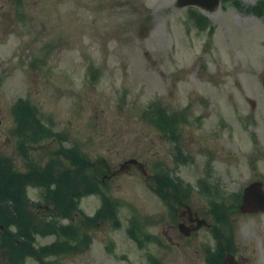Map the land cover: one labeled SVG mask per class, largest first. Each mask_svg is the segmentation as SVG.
<instances>
[{
  "label": "rangeland",
  "instance_id": "rangeland-1",
  "mask_svg": "<svg viewBox=\"0 0 264 264\" xmlns=\"http://www.w3.org/2000/svg\"><path fill=\"white\" fill-rule=\"evenodd\" d=\"M177 1L0 0V156L21 173L59 156L84 192L74 222L56 219L63 234L28 240L13 203L0 200V264H42L24 245L44 264H222L235 249L264 264V212L239 208L246 185L264 182V28L222 2L191 7L208 19L198 25ZM20 99L32 122L25 147ZM75 148L106 165H71L64 152ZM132 157L151 176L133 166L103 180L107 165ZM45 192L26 185L28 229L29 212L46 216ZM181 202L211 227L181 234Z\"/></svg>",
  "mask_w": 264,
  "mask_h": 264
},
{
  "label": "trees",
  "instance_id": "trees-1",
  "mask_svg": "<svg viewBox=\"0 0 264 264\" xmlns=\"http://www.w3.org/2000/svg\"><path fill=\"white\" fill-rule=\"evenodd\" d=\"M189 16L191 17L192 20L196 21L198 25L199 23L204 25L205 23L208 22V19L203 14L198 13L196 10H193L192 8L191 10H189ZM94 74L96 75L97 72ZM27 104L30 106V103L27 99H20V102H17L15 104V110L17 111L14 112V116L17 117L16 120L18 121V128L16 130V134L22 138L24 147L26 145L25 137H28L25 135H27L29 130H32L30 128L32 122L27 123L28 122L27 120H23L24 119L23 118V108H24V105H27ZM154 107H156V105L151 106L150 110L144 109L143 111L144 115L146 116V114H149L154 109ZM155 111H153V113ZM157 115H159L160 117L155 119V124L159 122L160 124H162L161 122L162 116L160 115V112ZM163 124H167V123L163 122ZM37 130L38 129H35V131L32 133L36 134ZM50 130L49 128L46 130V132L47 131L49 132V135L51 133ZM77 150L78 149L75 148V149H72V150L70 149L66 151V153L64 152V155H65L64 157H66L68 160H71V163H70L71 165L78 164V161L76 160L78 158L79 160L84 159V161L82 160V162L88 164V166H91L89 159H86V155L84 154L85 152H81ZM31 159L32 158L30 157L29 160ZM61 160L62 159L59 158V156L58 158L56 157L50 160L47 163L46 170H44V172L41 171L39 168L38 169L36 167L33 168L35 161L33 162L31 160L32 163L28 166L31 169L28 170L27 172L21 173L19 170L17 172H13L12 170H10L9 166L5 164L7 163L5 159H3L2 156H0V179L1 178L3 179V184L0 185V198H1L0 200L5 201L6 205L8 203H13V206L16 212V219H15L16 221L14 222L17 223V224L15 223L16 224L15 226H17L19 229L17 230L18 232L16 233L17 236L19 235L21 237L26 238L27 240L31 239V237L34 236L35 233L45 234L47 232H54V234H56L57 236H60L61 234H63L64 231H60L62 225L60 224L59 220H56V219H59L61 217L71 218V216H73V212L75 210H78L77 197L84 194V192L72 190V188H74L75 186V183L79 181L78 176L76 173L72 172V170L69 168H67L66 170H63V169L60 170V167L61 168L66 167L68 164V163H65L64 161L60 162ZM99 162L101 166L103 165L104 160L103 159L99 160ZM95 167H98V166H94L93 168ZM157 176H158L157 181L159 182L163 180V178H168V177H163L159 180L160 176L159 175ZM47 177L51 179H48ZM48 180L50 181L47 182ZM28 182H33L35 185L40 186V187L46 186V192L43 194L45 201L54 205V208H53L54 210L52 209L51 212L45 214L46 216L44 218L43 217L38 218L39 217L38 215L33 216L29 212V215L32 216L31 225L29 226V229L25 226L27 223H29V218L27 214L25 213V210L27 208L31 209L28 206L29 204L27 203L28 199L27 197H25L26 196V185L28 184ZM69 185L71 187L70 189L72 190L70 194L69 192H67V187ZM89 191H91V189H89ZM170 193L172 194V192ZM1 208L3 207L0 206V215H3L4 208L2 209V211H1ZM6 216L10 217L8 215ZM48 217H50L51 220ZM53 218H55V220ZM23 221H25L24 224L22 223ZM24 226H25V229L23 230ZM76 234L77 235L81 234V232L77 230ZM69 237H72L75 239L74 236L70 235L68 236V240H70ZM59 242H62V241L60 240L57 241V243ZM54 245L55 244L49 245L47 248H43L44 252H47L48 254L56 252L53 247ZM21 248H27V251H30L29 253L31 255H36L39 261H41V263L44 264V262L41 260V258L38 257L36 252L34 250L32 251L27 245L21 246Z\"/></svg>",
  "mask_w": 264,
  "mask_h": 264
},
{
  "label": "flooded vegetation",
  "instance_id": "flooded-vegetation-1",
  "mask_svg": "<svg viewBox=\"0 0 264 264\" xmlns=\"http://www.w3.org/2000/svg\"><path fill=\"white\" fill-rule=\"evenodd\" d=\"M221 2H222L223 9L227 12H233L232 14L236 18H237L236 14L239 16L241 15L242 17H255V18L259 19V21L262 24V27L264 28V0H221ZM261 43L264 44L263 42H261ZM262 74H264V69L262 71ZM133 166L137 167L135 164H133L132 167ZM107 167H108V170L110 171V173H112L113 171H115V172L117 171L116 169H113L108 165H107ZM110 173L106 172L104 177H103V180H105L107 177L109 178L112 175H116L113 173H112V175H110ZM185 204H186L185 202H182L180 204V207L178 208V212H177V218H178L177 225H178L179 231H180L179 226H185L186 224L192 225V224H194V221L197 218L204 216L203 214L200 215V213H198L197 211H193V210L191 211L190 209H188V206H185ZM188 205H189V203H188ZM38 207L41 208L42 211H44L46 213H47V210H51V207L45 208L42 204H39ZM81 222H82V224L79 222V226L84 228L83 226L85 224V220H83ZM188 236H190V235H188ZM234 251L236 252V249ZM237 258L240 261V263H238V264H246L243 257H237ZM222 264H224V261L222 262Z\"/></svg>",
  "mask_w": 264,
  "mask_h": 264
},
{
  "label": "water",
  "instance_id": "water-1",
  "mask_svg": "<svg viewBox=\"0 0 264 264\" xmlns=\"http://www.w3.org/2000/svg\"><path fill=\"white\" fill-rule=\"evenodd\" d=\"M180 6L187 5H198L207 9H214L218 4L219 0H178ZM131 163H136L145 175H148L143 163L139 162L137 159H130L125 163L121 164L120 171H126L131 167ZM240 210L245 214H252L264 211V184L262 181H253L248 184L244 189V195L242 203L240 204ZM206 220L202 219L196 226L184 228L181 226L182 232L188 235L191 230L199 228ZM233 255L227 256V261L230 264H234Z\"/></svg>",
  "mask_w": 264,
  "mask_h": 264
}]
</instances>
